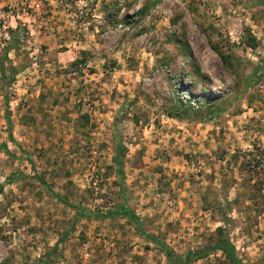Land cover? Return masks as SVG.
<instances>
[{
  "label": "rangeland",
  "instance_id": "obj_1",
  "mask_svg": "<svg viewBox=\"0 0 264 264\" xmlns=\"http://www.w3.org/2000/svg\"><path fill=\"white\" fill-rule=\"evenodd\" d=\"M1 63L0 264H264V0H1Z\"/></svg>",
  "mask_w": 264,
  "mask_h": 264
},
{
  "label": "trees",
  "instance_id": "obj_2",
  "mask_svg": "<svg viewBox=\"0 0 264 264\" xmlns=\"http://www.w3.org/2000/svg\"><path fill=\"white\" fill-rule=\"evenodd\" d=\"M8 51H9V48L5 49L6 55H7ZM0 73H1L2 79L5 80L6 79V75H5L6 69L2 63L0 64ZM6 117L9 121V124H10V132H9L10 141L13 143L19 144L18 141L13 136V131L11 129L12 121H11V116H10L9 110L7 111ZM0 149H4L7 152H10L7 143L0 144ZM114 161L117 165L118 175L121 178V180L123 181V178H124V175H123L124 174V160H123L122 156L119 154V152H117L115 154ZM0 192H1V189H0ZM51 192L53 194H56V193H54V191H51ZM68 204H70V206H72L73 208L78 210L76 217H91V216H93V213L91 211H88L86 208L78 207V206H75L71 203H68ZM97 216H99V217H113V216L126 217L130 221H133L135 223L137 229L142 234L147 235V233L144 230L143 221H142L141 217L136 212H134L131 208H129L128 206L119 205L115 208V210L113 212H109L106 215L105 214L104 215L99 214ZM222 230H223L222 228H219L218 233L222 232ZM68 234L69 233H66V235H68ZM151 238H155V236L151 235ZM161 247H162V249H163V251L167 257V263L166 264H192L196 260L207 256L208 252H210V251H221L233 264H243L239 260L237 254H236V248L231 243L228 235H226L224 238H222V237L219 238L216 242H213L211 245L203 247L199 250L189 251V252L184 253V254L177 253L176 251H174L172 248H170L166 244L161 245Z\"/></svg>",
  "mask_w": 264,
  "mask_h": 264
},
{
  "label": "built area",
  "instance_id": "obj_3",
  "mask_svg": "<svg viewBox=\"0 0 264 264\" xmlns=\"http://www.w3.org/2000/svg\"><path fill=\"white\" fill-rule=\"evenodd\" d=\"M1 1V0H0ZM191 102V101H190ZM193 102H195V101H193Z\"/></svg>",
  "mask_w": 264,
  "mask_h": 264
}]
</instances>
